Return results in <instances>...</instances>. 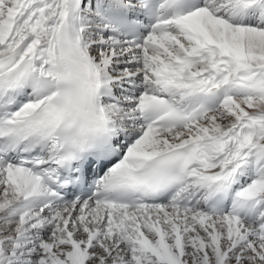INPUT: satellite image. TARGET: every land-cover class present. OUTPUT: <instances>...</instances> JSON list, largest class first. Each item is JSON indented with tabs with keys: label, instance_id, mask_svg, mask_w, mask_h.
Masks as SVG:
<instances>
[{
	"label": "snow or ice",
	"instance_id": "obj_1",
	"mask_svg": "<svg viewBox=\"0 0 264 264\" xmlns=\"http://www.w3.org/2000/svg\"><path fill=\"white\" fill-rule=\"evenodd\" d=\"M0 264H264V0H0Z\"/></svg>",
	"mask_w": 264,
	"mask_h": 264
}]
</instances>
